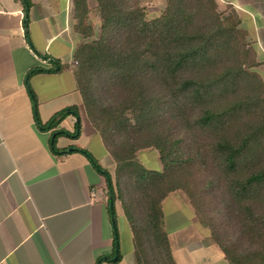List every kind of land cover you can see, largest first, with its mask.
I'll return each mask as SVG.
<instances>
[{
  "label": "trees",
  "instance_id": "trees-1",
  "mask_svg": "<svg viewBox=\"0 0 264 264\" xmlns=\"http://www.w3.org/2000/svg\"><path fill=\"white\" fill-rule=\"evenodd\" d=\"M95 1L97 36L86 0H74L83 41L72 71L113 175L74 150L104 176L114 219L120 202L136 264H175L162 211L174 191L186 195L229 264H264V81L236 11L221 16L213 0H166L148 18L140 0ZM27 87L36 107L28 80ZM68 115L77 119L74 133L59 127ZM35 116L53 129L56 154L66 152L57 135H79L75 106L45 124ZM146 148L157 150L161 170L138 160Z\"/></svg>",
  "mask_w": 264,
  "mask_h": 264
},
{
  "label": "crops",
  "instance_id": "crops-1",
  "mask_svg": "<svg viewBox=\"0 0 264 264\" xmlns=\"http://www.w3.org/2000/svg\"><path fill=\"white\" fill-rule=\"evenodd\" d=\"M213 5L221 16L236 11L256 54L254 70L264 81V0H213ZM75 24L74 0H0V264H136L126 220L130 246L124 252L119 247L120 258L112 259L118 233L105 178L74 150H87L113 175L114 160L86 114L72 71L74 51L83 41ZM33 69L38 71L27 78ZM70 106L79 113V135H57L56 147L66 152L56 154L50 148L53 129L41 128L35 115L45 124ZM76 120L68 115L59 127L74 133ZM182 206L192 215L196 236L183 227L165 229L174 263L229 264L183 192L162 201L164 225L166 211ZM197 228L207 245H198Z\"/></svg>",
  "mask_w": 264,
  "mask_h": 264
},
{
  "label": "rangeland",
  "instance_id": "rangeland-1",
  "mask_svg": "<svg viewBox=\"0 0 264 264\" xmlns=\"http://www.w3.org/2000/svg\"><path fill=\"white\" fill-rule=\"evenodd\" d=\"M140 1H141V4L146 7L148 18H152L153 16L159 14V12L164 8L166 0H140ZM89 5L91 7V10L88 15V21L91 22V24L93 25V31L95 35L97 36L99 33V16L97 13L96 3L92 0L90 1ZM230 10L231 8L228 9L227 12L229 13ZM92 147L94 148V150L99 148V146L97 147L92 146ZM137 158L141 162V164L144 165L146 168L161 170V163L159 161V155L155 148H146V149H142L138 151ZM103 161H104V164L107 165V160H103ZM114 204H115V210L117 214L114 220V225L118 233V236H117L118 248L120 247V250L124 252L130 246L129 228H128L127 223L125 222L126 219L124 215L120 213V210H121L119 207L120 202L116 201L114 202ZM191 218H192V215H190L188 211L187 212L185 211L184 206H182V208H178L172 211H166V225H164V227L166 230L168 228L170 231L178 227H183L186 230H188V232L191 235L196 236L195 228H194L195 226L192 225ZM197 231H200V236L203 238V239L202 238L198 239V245H207L206 244L207 239L205 237L204 231H201L199 228H197ZM180 252H181L180 250L177 251L178 253L177 257L179 256Z\"/></svg>",
  "mask_w": 264,
  "mask_h": 264
},
{
  "label": "water",
  "instance_id": "water-1",
  "mask_svg": "<svg viewBox=\"0 0 264 264\" xmlns=\"http://www.w3.org/2000/svg\"><path fill=\"white\" fill-rule=\"evenodd\" d=\"M25 22H26V20H25ZM54 137H55V135L53 134L52 135V137H51V142H53V140H54ZM71 149L72 148H70V149H68L69 151H71ZM112 206L110 205V208H111ZM112 221L114 222V219L112 218ZM114 224V223H113ZM117 252H118V246L116 245V248H115V256L112 258L113 260H117Z\"/></svg>",
  "mask_w": 264,
  "mask_h": 264
}]
</instances>
